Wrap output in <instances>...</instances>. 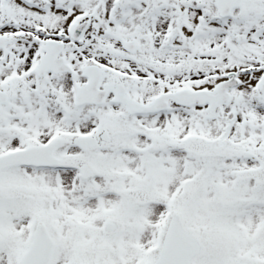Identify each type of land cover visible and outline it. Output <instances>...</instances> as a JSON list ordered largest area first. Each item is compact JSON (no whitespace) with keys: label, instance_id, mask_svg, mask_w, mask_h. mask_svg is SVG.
Returning a JSON list of instances; mask_svg holds the SVG:
<instances>
[{"label":"snow or ice","instance_id":"6c2138e0","mask_svg":"<svg viewBox=\"0 0 264 264\" xmlns=\"http://www.w3.org/2000/svg\"><path fill=\"white\" fill-rule=\"evenodd\" d=\"M0 264H264V0H0Z\"/></svg>","mask_w":264,"mask_h":264}]
</instances>
